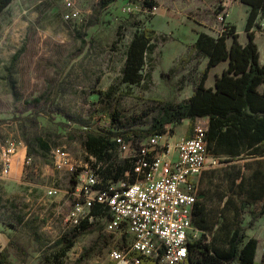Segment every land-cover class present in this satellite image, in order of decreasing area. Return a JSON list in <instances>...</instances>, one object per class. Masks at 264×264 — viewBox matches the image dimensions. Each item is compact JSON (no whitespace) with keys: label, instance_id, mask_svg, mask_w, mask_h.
<instances>
[{"label":"rangeland","instance_id":"rangeland-1","mask_svg":"<svg viewBox=\"0 0 264 264\" xmlns=\"http://www.w3.org/2000/svg\"><path fill=\"white\" fill-rule=\"evenodd\" d=\"M75 1L81 10L75 20L64 18V0H14L0 15V167L8 140L19 150L11 156L10 172L0 173V233L7 245L12 242L8 251L14 264H106L113 249L130 244L125 231L107 229V216L91 219V230L79 236L65 256H58L56 241L80 218L76 204L83 200L76 195L75 177L56 162L54 151L62 148L73 163L92 166L96 159L84 146L83 131L109 127L113 107L137 116L151 105V98H186L206 59L182 58L199 32L219 35L220 16L227 14L222 0H155L151 10L143 7V0H131L137 8L130 14L120 11L125 0L105 7L100 0ZM231 17L240 39L247 40L243 9L231 12ZM144 26L158 32L155 49L147 56L143 80L122 83L129 43ZM101 90L113 95L103 97ZM40 95L75 112L82 123L55 114L53 120L36 116L34 124L25 99ZM36 137L48 141L50 150L38 154ZM250 225L245 220L246 229ZM260 229L264 220L254 229L256 235Z\"/></svg>","mask_w":264,"mask_h":264},{"label":"trees","instance_id":"trees-1","mask_svg":"<svg viewBox=\"0 0 264 264\" xmlns=\"http://www.w3.org/2000/svg\"><path fill=\"white\" fill-rule=\"evenodd\" d=\"M13 1L0 0V15ZM116 1L100 0V5L105 7ZM241 2L248 7L245 44L239 41L236 25L225 20L219 35L199 32L188 56L182 58L187 61L199 57L207 59L190 97L181 101L151 98V105L137 116L124 114L116 106L110 111L109 127L104 125L101 131H83L84 146L96 159L89 166L98 175L97 187L104 188L111 182L127 180L133 183L144 177L135 167L142 156V144L150 136L174 133L169 125L177 126L190 119L187 133L190 137L196 119L209 118L207 154L218 157L220 164L205 168L199 175L192 212L193 227L199 231V236H190L187 264H264V255L257 259L260 239L249 237L245 226L247 213L251 216L250 224L264 218V64L256 41V31L261 28L259 21L264 19V0ZM142 5L151 10L157 2L143 0ZM157 38V30L148 26L134 34L127 49L122 83L133 85L143 80V68L148 54L155 49ZM223 61L229 62L228 67L216 76L214 86H207L211 69ZM99 93L103 97L113 95L111 90ZM25 104L30 109L29 120L34 124H38L36 116L44 115L53 120L55 114L64 116L70 123H82L75 112L55 106L42 95L25 99ZM118 135L131 142L133 152L129 156H120ZM34 141L41 150L38 154L50 150L48 141L40 137ZM153 154L154 151L147 156ZM75 181L77 183L76 177ZM107 216H110L108 207L95 203L87 216L56 241L60 246L58 256H65L76 239L91 230V219ZM22 220V216H17L18 222ZM11 243L0 250V264H14L9 258ZM161 257L162 254L151 257L140 252L127 255L128 264H160ZM106 264L117 262L111 260Z\"/></svg>","mask_w":264,"mask_h":264},{"label":"built area","instance_id":"built-area-1","mask_svg":"<svg viewBox=\"0 0 264 264\" xmlns=\"http://www.w3.org/2000/svg\"><path fill=\"white\" fill-rule=\"evenodd\" d=\"M67 11L66 20L80 17L81 10L75 0H64ZM115 3V2H114ZM113 3V4H114ZM137 8L131 0H125L121 13L130 14ZM226 15V13L224 14ZM220 16L223 21L226 17ZM207 124L197 122L192 135L172 144L169 132L163 136L152 135L143 144L135 170L144 177L133 183L127 180L111 182L107 187H97L98 175L89 165H78L71 161L67 151L57 148L54 151L56 162L65 166L76 177V195L83 203L76 204L80 218L87 216L95 203L108 207L110 219L107 229L112 232L125 231L130 237V244L124 249H113L111 260L129 263L127 255L140 252L145 256L160 258V264H187L188 242L191 234L198 235L192 223V212L197 200V177L209 167L220 164L218 157L207 154ZM163 139V142L161 141ZM119 151L123 157L133 152L131 142L123 136H116ZM4 149L1 174H8L11 169V156L17 152L18 144L7 141ZM173 149L171 155L170 150ZM154 151L152 157L148 153ZM31 157L26 162L30 163ZM57 193V190H50ZM87 209L85 216H80ZM259 251L264 255V236L260 241Z\"/></svg>","mask_w":264,"mask_h":264},{"label":"crops","instance_id":"crops-1","mask_svg":"<svg viewBox=\"0 0 264 264\" xmlns=\"http://www.w3.org/2000/svg\"><path fill=\"white\" fill-rule=\"evenodd\" d=\"M222 4L225 7H227L226 8V10H227L226 20L229 21L231 24H234V25H236V23H235L234 19L231 17V12H234L235 10H238L239 8L243 9V16L245 18V26H246V20H247V15H248L247 5L243 4L241 2V0H235V1L234 0H222ZM259 22L261 24V28L256 31V41L259 44V48H260L261 62L264 64V19H261ZM237 32L239 33L238 28H237ZM244 33L246 34V37H247L245 27H244ZM247 39H248V37H247ZM239 41L242 44H245L247 42L246 39H244V40L240 39V33H239ZM205 61L207 63V59ZM228 65H229L228 61H223L220 64H218L217 66L213 67L210 71L209 78L207 79L206 85L207 86H214L215 81H216V76L221 75V73L224 71V69H226L228 67ZM193 91H194V89L190 92V94L186 98L190 97L192 95ZM181 100H183V99H181ZM181 100H179V101H181ZM197 120H203V121H205L206 124H208V122H209L208 117L198 118V119H196V121ZM190 125H191L190 119L184 120V122L182 124L177 125V126L169 125V128H174V133L170 137V141L172 142V144H175V142L179 141L180 139L187 137V133H188V129H189ZM173 140H174V142H173ZM17 152H19V150H17ZM170 153L174 157L176 156L173 154L172 148L170 150ZM198 180H199V176L197 177L196 181L198 182ZM245 218H246V220H248V222H250V220H251L250 214L247 213L245 215ZM263 220H264V218H258L254 223H252L250 225V227L248 229H246V233L249 237H256V238H259L261 240V238L264 236V229L263 230L260 229L259 230L260 233L258 235L255 234L254 229L256 227H258L260 225V222ZM5 245H7V239L5 238V235L0 233V248L4 247ZM261 256L262 255H261L260 251H258L257 259L260 260ZM118 264H128V263H126L125 261H122V262H119Z\"/></svg>","mask_w":264,"mask_h":264}]
</instances>
